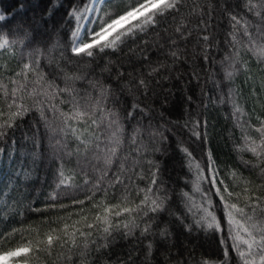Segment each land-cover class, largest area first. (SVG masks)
Here are the masks:
<instances>
[{
	"label": "trees",
	"instance_id": "trees-1",
	"mask_svg": "<svg viewBox=\"0 0 264 264\" xmlns=\"http://www.w3.org/2000/svg\"><path fill=\"white\" fill-rule=\"evenodd\" d=\"M126 1L104 2L100 22L131 10L135 0ZM72 2L0 0V41L9 40L0 49V125H12L0 138V256L28 248L12 261L242 264L216 189L253 221L261 219L246 204L264 193L257 131L264 122V0H179L152 25L134 20L123 43L93 49L92 57L71 52ZM56 5L62 7L53 11ZM79 11L81 29L88 12ZM146 194L149 206L159 198L164 210L142 235L147 217L123 210L141 205ZM206 207L216 222L224 217L218 229L195 223ZM106 208L110 235L97 220ZM234 217L243 222L236 210ZM133 221L139 227H123Z\"/></svg>",
	"mask_w": 264,
	"mask_h": 264
},
{
	"label": "snow or ice",
	"instance_id": "snow-or-ice-1",
	"mask_svg": "<svg viewBox=\"0 0 264 264\" xmlns=\"http://www.w3.org/2000/svg\"><path fill=\"white\" fill-rule=\"evenodd\" d=\"M101 0H79V4L76 3V0H73L72 3L69 4V8L67 10V15L69 19H75L77 22L76 30L73 32L74 42L73 46L71 47V52L79 56L81 54H86L87 57H92L94 55L93 49H98L99 51H103L107 48H114L117 44V41H120L123 43V37L126 36L127 33L132 32V22L134 20H140L143 18V24L144 25H152L155 23V17L158 14H163L167 10H175L179 7V0H135V4L131 7V10H124L123 15H118V18H112L108 17L107 20H104L103 23L100 22V18L97 17L96 24L89 30L88 25L92 24V17L89 15L87 17V22L83 26V33L81 34L80 28H79V21L84 19V15L80 13L79 9L81 6H83V10L85 13L91 12L95 13L97 11L96 5L99 4ZM109 2V0H105V3ZM138 5V6H137ZM59 7H62V5H56L53 9L55 11ZM4 17L0 15V20H3ZM233 21H235L237 24L240 22L237 17L233 16L231 17ZM108 20L111 22L109 23ZM125 24H128L129 27L121 31V29H124ZM99 28V31L96 30V28ZM143 30V28H141ZM94 34V35H93ZM89 36H93V39L90 43L83 42L84 39H86ZM208 37L205 36L204 40L207 41ZM9 44L8 39H3L0 41V49L5 48ZM143 83V82H141ZM73 104L75 105L76 102L73 101ZM84 108V111L86 112L88 109L85 106H82ZM24 111L26 109H20L17 115H23ZM82 115L81 111L75 112V116L79 117ZM93 124L96 123L95 120L92 121ZM12 127L11 124L6 125H0V138L4 137L6 135L7 128ZM258 132L261 133V139L264 140V122H262V127L257 129ZM199 137V133H194ZM254 154L260 155V153L257 152V147L253 146L250 149ZM185 154L190 157L191 153H188L187 149H183ZM112 153L115 154V149H112ZM107 163H111V161H107ZM208 168L212 174V179L209 181V183L215 184V176H216V170L213 166V163L211 159L209 160ZM118 179V178H117ZM102 183V180L97 183L96 187L99 188L100 184ZM153 185L157 184L156 180H153ZM223 183V181H221ZM64 181H60V185H63ZM62 191H67V187H64L61 189ZM151 192V189L148 190ZM225 192H228L227 187L224 188ZM216 194L220 196V199L222 201H225L224 203V212L225 216L227 217L228 222V235L232 240L231 247L235 249L237 252V255L239 256L240 260L242 261V264H257V258L259 259V264H264V193H262L260 196L256 197H248V201L246 204V207L249 209V212H251L253 215H255L257 212H259L261 219L257 221H253V216L249 215L244 211L243 208L236 209L235 204H229L227 203V198L221 193L220 188L216 189ZM232 193L228 192V197H231ZM60 197V192H55L53 196L51 197V200L55 203L58 202ZM159 200V202H158ZM75 203L82 204L83 201H76L74 199ZM164 201L156 198L151 200V204L149 206V196L146 194L143 201H141V205H137L135 209L125 208L124 212H135L139 214L140 212H143L144 216L147 217V220L143 221L145 226L141 230L142 235H147L151 233V230L153 228V224L151 221L155 219V214L161 212L164 210L163 208ZM234 210L238 211L241 215V220L243 222L237 221L234 217ZM110 209H105V215L101 217H97V220L102 219L103 223L105 225H108L103 228V232L110 235V227H111V220L109 219V213ZM149 213H152L153 215H149ZM121 213L117 211L115 213L116 216H119ZM224 221V217H221L220 222H216V217L214 215V212H210L208 208L206 207L204 209V216L201 220H196L195 223H197L201 228H207L215 230L221 226V224ZM233 225H236V234L233 235ZM86 227L89 230H92L94 228V225L88 224ZM119 227V225H117ZM125 229H128L131 231L132 227H139L138 224L135 223V221L129 223H125L123 225ZM189 231L192 230V225L186 226ZM91 232L89 231L88 235H90ZM167 234V229H164L161 231L160 235L165 236ZM81 235H85V233L81 232ZM49 241L51 242V238H49ZM30 251L28 248H17L14 251L6 252L4 255L0 256V260H3L5 264H7V261L10 258L13 257H20L22 254L27 253ZM228 256V246H225V258ZM222 264L224 262L222 261Z\"/></svg>",
	"mask_w": 264,
	"mask_h": 264
},
{
	"label": "rangeland",
	"instance_id": "rangeland-1",
	"mask_svg": "<svg viewBox=\"0 0 264 264\" xmlns=\"http://www.w3.org/2000/svg\"><path fill=\"white\" fill-rule=\"evenodd\" d=\"M134 0H129L128 2H133ZM105 2V0H101V2L99 3V4H97L96 5V9H97V11L95 12V13H91V12H88V14H87V16H86V19H85V21H84V23H83V25H82V27H81V30H80V32H81V34L83 33V26L86 24V22H87V17L89 16V15H91V17L94 15L95 17H97V15L99 14V12H100V9H101V7H102V5H103V3ZM127 1L125 2L126 4L128 3ZM122 4L121 5V7H123L124 5H126V4ZM120 7V8H121ZM109 8V7H108ZM125 25H127V24H125ZM94 35V34H93ZM91 37H93V36H91ZM83 42H85V40H83ZM85 43H90V42H85ZM264 88L263 87H260V90H263ZM263 94H264V90H263ZM263 99H264V97H262ZM216 106H218L215 102H213ZM203 213H204V211H202ZM236 219V218H235ZM237 220V219H236ZM238 221V220H237ZM234 226V230H235V234H236V225H233ZM218 229V228H217ZM2 256V255H1ZM259 260V259H258ZM0 264H5V262L3 261V260H0ZM7 264H17V263H14L13 261H12V258H10L8 261H7Z\"/></svg>",
	"mask_w": 264,
	"mask_h": 264
}]
</instances>
